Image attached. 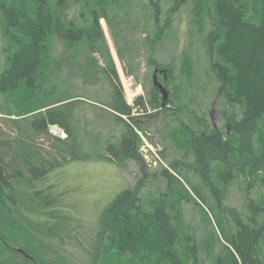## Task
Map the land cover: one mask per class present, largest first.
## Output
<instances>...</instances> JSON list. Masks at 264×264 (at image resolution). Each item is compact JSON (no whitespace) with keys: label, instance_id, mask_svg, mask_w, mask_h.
I'll list each match as a JSON object with an SVG mask.
<instances>
[{"label":"rangeland","instance_id":"374dc122","mask_svg":"<svg viewBox=\"0 0 264 264\" xmlns=\"http://www.w3.org/2000/svg\"><path fill=\"white\" fill-rule=\"evenodd\" d=\"M91 1L66 0L67 6L61 15L63 24L74 21L77 26L91 25L93 19L86 11ZM174 1L159 0V15L155 20L149 0H113L111 13L116 17L111 18L110 27L105 18L99 20L104 43L115 65L125 100L130 105H134L139 98L145 102V108L134 107L136 120L130 122L138 144L137 158L115 163L105 153L108 143L119 142L125 132V124L115 117L111 109L101 105L110 102L114 89L105 74L109 69L99 52L94 53L100 68L96 77L80 74L87 65L85 56H80L73 59L76 73L80 72L78 74L68 76L63 67L61 71L51 74L50 82H44V73H40L38 92L28 91L24 96L25 92L17 90L11 96L14 101L8 100L10 102L0 93V108H5L9 113L22 108L33 109L39 100L61 96L64 91L77 96L73 99L78 100L72 105V111L74 122L79 128L80 147L92 153V145L96 144L95 151L101 155L71 160L68 159L69 155L64 154L67 159H62L54 149L61 150L68 146V143L63 142L68 138L62 128L56 125H49L48 132L32 135L38 152L57 165L35 183V189H48L57 197V202L51 207L47 206L44 211L35 212L26 209V203L21 200L13 208L11 216L22 220L21 224L27 226L34 239L44 243L47 248L38 249L31 255V260L19 252H12L9 248L16 252L20 248L9 238L10 230L16 231L17 226L15 228L10 223L12 227L9 228L0 211V258L4 263L43 264L45 261L46 264V261H50L55 264H89L92 263V254H99L104 260L100 248L104 235L102 216L107 205L120 191L130 188L137 193L142 206L151 209L156 199L170 194L168 190H177L179 186L168 187V181L162 175V171L167 169L190 192L189 196L180 190V194L184 195L170 210L173 224L180 232L179 246L185 245L184 237L189 235L197 245L199 263L213 264L222 242L217 219L224 221L225 214L222 209L216 208L210 189L193 171L194 155L183 142L185 135L181 127L188 125L199 132L206 124L213 125L232 138L229 118L232 115L240 117L241 108L226 103L218 95L219 82L210 68L205 46V36L211 25L203 8L197 9L194 0L175 8ZM120 2L129 4L120 9ZM63 11L60 9L59 12ZM0 40L5 43L4 48H0L1 72L5 68L8 49L17 46L8 38L0 36ZM62 52L68 53L61 40L56 39L52 56L58 58ZM155 68L166 73L165 78V73L158 74V80L169 93L165 105H162L160 92L152 89ZM43 70L41 68L40 72ZM53 86L57 89L54 90ZM1 112L0 137L12 136L13 131L5 121L7 117ZM10 118L18 117L15 113ZM3 147L0 144V150ZM175 162L181 164L180 170L171 168ZM245 177L235 172V177L228 184L213 178L222 207H236L243 215L248 212L249 200H258L264 192L258 181H249ZM192 186H200L206 200L196 199L191 191ZM31 193L25 191L26 196ZM172 196H167L170 203H173ZM210 206L214 208L212 212ZM45 213H49L52 218ZM50 226L54 227V236L44 234ZM38 242L36 245L39 247L41 245ZM117 251L110 249L106 264H150L143 252L118 255Z\"/></svg>","mask_w":264,"mask_h":264},{"label":"trees","instance_id":"16d2710c","mask_svg":"<svg viewBox=\"0 0 264 264\" xmlns=\"http://www.w3.org/2000/svg\"><path fill=\"white\" fill-rule=\"evenodd\" d=\"M65 1L0 0V36L17 46L8 49L5 68L0 72V93L10 102L8 100L14 101L11 96L17 90L25 92L24 96L28 91L38 92L40 73H44V82H50L51 74L63 67L68 76L78 74L80 72L76 73L73 59L80 56H85L87 60L80 74L96 77L100 68L94 53L99 52L109 69L105 74L114 89L110 102L101 105L111 109L115 117L125 124V132L119 142L108 143L105 153L115 163L137 158L138 144L130 122L136 120L134 107L145 108V102L139 98L134 105H130L125 100L99 22L100 18H105L110 27L111 18L116 17L111 13L113 0H93L89 7L86 6L87 14L93 19L89 26H77L74 21L63 24L61 15L67 6ZM188 1L175 0L173 7ZM194 1L196 8H203L210 21L205 46L210 68L219 82L218 95L226 103L241 108L240 117L232 115L229 118L232 138L213 125L206 124L199 132L188 125L181 127L185 135L183 142L194 155L193 171L210 189L216 208L222 209L225 214L224 221L217 219L222 242L213 264H264V192L258 200H249L248 212L243 215L236 207H222L221 196L213 184V178L228 184L237 172L249 181H258L264 190V0ZM149 3L157 20L159 0H149ZM120 4V9H123L129 3ZM60 9L63 12H59ZM56 39H60L68 51L60 53L58 58L52 56ZM0 44L3 49L5 43L0 40ZM41 68L44 70L40 72ZM126 72L131 74L128 69ZM56 87L53 86L54 90ZM152 89L158 91L155 86ZM75 97L64 91L61 96L39 100L30 110L22 108L9 113L0 108L13 131L12 136L0 137V144L4 145L0 150V211L9 228L17 226L16 231L10 230V240L30 255L47 247L34 239L27 226L21 224L22 220L11 216L13 208L22 200L26 209L39 212L57 202V197L48 189H35V183L57 165L38 152L32 135L48 132L49 125H56L68 138L63 141L68 146L54 149L62 159H67L64 154L69 155L71 160L101 156L95 151L96 144L92 145V153L80 147L79 128L72 111V105L78 100H73ZM15 113L18 118H10ZM180 165L175 162L171 168L177 171ZM162 175L167 179L168 187L179 184L177 190H168L173 195V203L167 201L170 194L161 195L152 203L151 209H145L132 189L120 191L102 216L104 235L100 251L105 259H101L99 254H92L94 260L91 258L92 263L89 264H106L112 248L118 250V255L143 252L150 264H200L197 245L189 235L184 237L185 245L179 246L180 232L170 215L171 207L184 195L180 194V190L189 196L190 192L169 170L164 169ZM191 189L196 199H205L200 186H192ZM25 191L32 193L26 196ZM209 209L212 212L214 208L210 206ZM45 215L51 217L49 213ZM47 229L49 231L44 234L54 236V227ZM35 241L41 246L38 247ZM3 248L6 249L5 246ZM9 249L18 254L16 250ZM0 264L6 263L0 258ZM46 264L55 262L46 261Z\"/></svg>","mask_w":264,"mask_h":264},{"label":"water","instance_id":"95a60500","mask_svg":"<svg viewBox=\"0 0 264 264\" xmlns=\"http://www.w3.org/2000/svg\"><path fill=\"white\" fill-rule=\"evenodd\" d=\"M158 68H155L153 71V84L154 86L158 89V91L160 92L161 96H162V105L166 104V101L168 99L169 93L168 90L165 88V86L162 84V82H160L158 80ZM160 72L165 73L164 70H160ZM164 77H166V73L164 74ZM18 252L22 253L25 257H28L29 255L23 250V249H17Z\"/></svg>","mask_w":264,"mask_h":264},{"label":"flooded vegetation","instance_id":"af4514ba","mask_svg":"<svg viewBox=\"0 0 264 264\" xmlns=\"http://www.w3.org/2000/svg\"><path fill=\"white\" fill-rule=\"evenodd\" d=\"M158 70H159L158 74H159V73H163V72H160V70H162V69L158 68ZM163 76H164V75H163ZM164 78H165V77H164ZM17 252H18V251H17ZM19 253H20V252H19ZM20 254H22V253H20ZM27 254H28V253H27ZM22 255H23V254H22ZM28 255H29L28 257H25L24 255H23V256H24V258H26V259H28V260H31V258H32L31 255H30V254H28Z\"/></svg>","mask_w":264,"mask_h":264}]
</instances>
